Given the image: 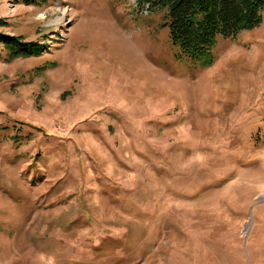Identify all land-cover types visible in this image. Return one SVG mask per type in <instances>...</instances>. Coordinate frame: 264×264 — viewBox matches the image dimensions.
Wrapping results in <instances>:
<instances>
[{"label":"rangeland","instance_id":"1","mask_svg":"<svg viewBox=\"0 0 264 264\" xmlns=\"http://www.w3.org/2000/svg\"><path fill=\"white\" fill-rule=\"evenodd\" d=\"M139 0H0V264H264V11L208 66Z\"/></svg>","mask_w":264,"mask_h":264},{"label":"trees","instance_id":"2","mask_svg":"<svg viewBox=\"0 0 264 264\" xmlns=\"http://www.w3.org/2000/svg\"><path fill=\"white\" fill-rule=\"evenodd\" d=\"M34 2V0H26ZM154 8H167L166 22L174 44L201 66L213 63L218 36L235 37L263 21L264 0H139ZM1 24V23H0ZM9 58L40 55L44 44L0 32Z\"/></svg>","mask_w":264,"mask_h":264}]
</instances>
